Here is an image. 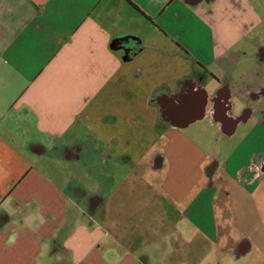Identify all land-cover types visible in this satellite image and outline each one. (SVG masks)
I'll list each match as a JSON object with an SVG mask.
<instances>
[{
    "label": "crops",
    "instance_id": "crops-1",
    "mask_svg": "<svg viewBox=\"0 0 264 264\" xmlns=\"http://www.w3.org/2000/svg\"><path fill=\"white\" fill-rule=\"evenodd\" d=\"M263 71L264 0H0V264H245Z\"/></svg>",
    "mask_w": 264,
    "mask_h": 264
},
{
    "label": "rangeland",
    "instance_id": "rangeland-1",
    "mask_svg": "<svg viewBox=\"0 0 264 264\" xmlns=\"http://www.w3.org/2000/svg\"><path fill=\"white\" fill-rule=\"evenodd\" d=\"M229 22L231 21L229 20ZM185 175V185H189L193 181L196 173L190 169ZM222 185V187H225L224 184ZM228 185H232V183L230 182ZM232 187L237 189L238 186L235 184ZM228 188L230 189L231 187L228 186ZM216 201L218 205L215 206V213L218 227L222 228V230H225L227 232V236L230 235L234 239L249 237L253 243L251 251L252 254L245 264H264V219H262L264 217V203L263 205H253L255 207H252L253 209H247L251 206H246L245 203L244 207H242V205L235 206L234 204H231V202L225 203L223 197H217ZM219 203H221V205ZM202 214L204 215V218L209 217L206 207L205 210L202 211ZM202 231L203 230H201V234H204ZM187 232L188 230L186 228L184 235L186 237L189 235ZM219 244L222 246L224 245L223 243ZM184 246L185 248L183 250L185 253L193 251L192 245L190 246V244L185 243ZM207 246L208 243L201 241L198 249L195 247V254H198L200 259L198 262L196 259L192 261L193 264H207V260L210 259L212 254H214V250L207 252ZM212 247L215 248V245Z\"/></svg>",
    "mask_w": 264,
    "mask_h": 264
},
{
    "label": "flooded vegetation",
    "instance_id": "flooded-vegetation-1",
    "mask_svg": "<svg viewBox=\"0 0 264 264\" xmlns=\"http://www.w3.org/2000/svg\"><path fill=\"white\" fill-rule=\"evenodd\" d=\"M243 244H244V242H241V244H239L238 246L241 248L243 246Z\"/></svg>",
    "mask_w": 264,
    "mask_h": 264
},
{
    "label": "trees",
    "instance_id": "trees-1",
    "mask_svg": "<svg viewBox=\"0 0 264 264\" xmlns=\"http://www.w3.org/2000/svg\"><path fill=\"white\" fill-rule=\"evenodd\" d=\"M135 7V6H134Z\"/></svg>",
    "mask_w": 264,
    "mask_h": 264
}]
</instances>
